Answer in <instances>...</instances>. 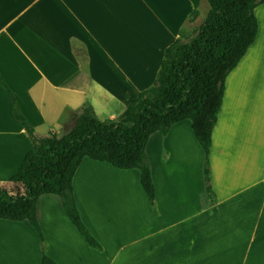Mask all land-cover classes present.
Returning <instances> with one entry per match:
<instances>
[{
  "label": "crops",
  "instance_id": "crops-1",
  "mask_svg": "<svg viewBox=\"0 0 264 264\" xmlns=\"http://www.w3.org/2000/svg\"><path fill=\"white\" fill-rule=\"evenodd\" d=\"M196 9L204 20L205 0H0V76L39 137L67 134L84 105L100 121L112 120L152 86L164 51ZM254 15L256 38L226 77L212 132L215 203L205 207L231 205L225 234L194 240L182 229L198 214L184 215L185 209L205 189L202 150L190 122L182 121L147 142L153 206L138 170L82 160L74 198L101 251L80 238L56 196L38 199L44 252L54 262L264 264V2ZM30 149L0 86V188L21 190L7 181ZM172 209H180V218L168 216ZM40 258L39 238L26 222L0 219V264H41Z\"/></svg>",
  "mask_w": 264,
  "mask_h": 264
},
{
  "label": "trees",
  "instance_id": "trees-1",
  "mask_svg": "<svg viewBox=\"0 0 264 264\" xmlns=\"http://www.w3.org/2000/svg\"><path fill=\"white\" fill-rule=\"evenodd\" d=\"M208 13L194 29L200 13L193 10L177 39L164 51L154 83L129 102L112 120L100 121L89 105L74 113V125L65 135L39 137L20 112L15 97L0 76L12 120L21 126L31 149L7 181L18 192L0 188V219L26 222L37 234L41 264H57L44 252V235L37 216L43 195L56 196L61 208L86 245L102 246L81 220L72 181L83 159L103 162L119 170L136 169L150 206L156 192L146 156L150 136L167 135L171 127L189 121L203 153L204 192L215 203L209 157L212 132L220 113L224 84L257 34L255 8L264 0H205Z\"/></svg>",
  "mask_w": 264,
  "mask_h": 264
},
{
  "label": "rangeland",
  "instance_id": "rangeland-1",
  "mask_svg": "<svg viewBox=\"0 0 264 264\" xmlns=\"http://www.w3.org/2000/svg\"><path fill=\"white\" fill-rule=\"evenodd\" d=\"M203 22V19L198 17L197 21L190 25L189 27L191 29L197 28L201 23ZM82 50V49H80ZM223 177V176H222ZM224 179V178H223ZM203 180L202 175V181H201V187L203 188V185L205 187V183ZM12 192H15L14 190L10 189ZM209 202L205 192H202V199L199 202H195L193 207L191 209L186 208L184 215L188 213V211H192L194 213H198L191 219V221H185L182 225V229L186 233V237H191L194 240H198V238L202 235H205L207 233H214L218 235H224L225 234V215L226 210L228 207L230 208L231 205H225L220 204L218 206H214L212 208H206L205 204ZM237 210V209H236ZM235 208L231 209V211H236ZM180 209H172L168 211L169 217H178L180 218ZM235 216V214L233 215ZM210 221V222H209ZM206 222H209L207 224ZM198 242V241H197ZM184 248H188V243H184Z\"/></svg>",
  "mask_w": 264,
  "mask_h": 264
}]
</instances>
